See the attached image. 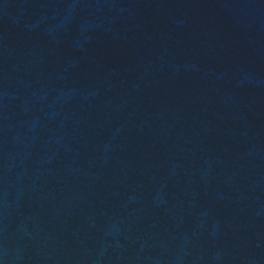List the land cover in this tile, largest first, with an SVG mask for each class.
Returning <instances> with one entry per match:
<instances>
[{"label": "water", "instance_id": "1", "mask_svg": "<svg viewBox=\"0 0 264 264\" xmlns=\"http://www.w3.org/2000/svg\"><path fill=\"white\" fill-rule=\"evenodd\" d=\"M0 264H264V0H0Z\"/></svg>", "mask_w": 264, "mask_h": 264}]
</instances>
